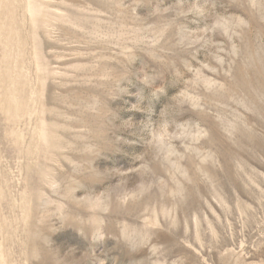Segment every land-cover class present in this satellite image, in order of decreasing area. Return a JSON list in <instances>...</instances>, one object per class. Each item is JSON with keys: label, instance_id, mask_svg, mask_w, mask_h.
<instances>
[{"label": "rangeland", "instance_id": "rangeland-1", "mask_svg": "<svg viewBox=\"0 0 264 264\" xmlns=\"http://www.w3.org/2000/svg\"><path fill=\"white\" fill-rule=\"evenodd\" d=\"M0 264H264V0H0Z\"/></svg>", "mask_w": 264, "mask_h": 264}]
</instances>
